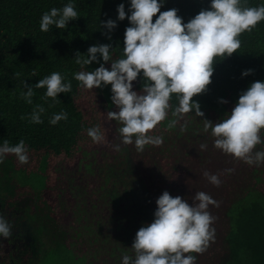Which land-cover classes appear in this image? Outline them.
<instances>
[{
    "label": "trees",
    "instance_id": "trees-1",
    "mask_svg": "<svg viewBox=\"0 0 264 264\" xmlns=\"http://www.w3.org/2000/svg\"><path fill=\"white\" fill-rule=\"evenodd\" d=\"M68 2L69 0H0V144L4 140H8L10 144L24 140L29 150L28 163L21 164L14 154H6V157L14 159L13 164L19 171L51 174V169L60 162L74 166L83 147L99 144L93 142L87 129L99 124L106 138L104 111L119 110L111 101L110 83L102 88L88 89L82 87L73 74L81 70L93 71L100 63L110 69L111 62H104L102 58L83 68L76 63L77 51L87 55V49L93 44L110 43L113 60L124 56V33L130 21L127 16L123 20L118 19L117 5L123 2L126 13L130 14V0H73L79 16L70 20L64 29L51 26L48 31H42V14L53 7L62 9ZM260 4H264V0H242V6L255 7ZM209 7L210 0H165L160 11L176 8L177 14L183 18L182 22H187L202 9ZM158 15L159 13L153 16V22ZM109 18L117 21L112 30L102 23ZM239 38L240 48L229 56L214 60V71L206 90L192 98L199 102L202 111L209 110L212 115L221 119L229 115L241 92L252 82H264V20L258 22L250 32L241 33ZM245 69L253 71L242 76ZM52 72H60L72 84L71 92L59 93L55 100L45 96L46 86H34L39 79ZM24 81L33 85L31 104L22 95L26 91ZM144 82L141 70L133 81V90L142 91ZM98 96L105 105L94 100ZM221 98L227 102H221ZM169 103L165 120L150 130L152 134L162 136L163 143L148 144L143 151H137L134 141L130 144L123 143L119 133L118 138L122 142L120 150L126 155L122 160L124 163L120 164V170L115 167L109 176L102 178L111 185L108 197L115 206L114 220L116 231L123 237L122 245L128 247L133 254L131 246L136 233L141 226L154 219L156 200L163 191L167 190L172 196L180 195L188 199L189 203L196 192L204 191L217 200L219 206H209L210 213L216 218L213 221L215 239L205 252L192 253L198 257L196 264H264L263 190H256L252 184L248 188H239L235 183L225 182L223 179L221 185L217 186L203 175L205 170L212 171V168H204V162L200 163L197 170L189 167L185 160L188 150H199L197 155L201 157L200 161L211 157L205 153L207 148H200L201 144L210 146L205 139L210 135L209 129L205 131L204 122L198 123L191 118L195 116L194 109L192 113H185L182 117L173 115L179 105L178 94L173 93ZM36 105H42L45 109L41 113L42 123L30 120V113ZM61 111L68 113L67 120L61 119L56 124H51L53 114ZM174 119L177 120L176 125L168 127L169 121ZM114 121L118 131L121 122ZM260 134L264 137V130ZM201 137L204 138L202 141ZM259 145L264 146V143ZM224 167L225 170L232 169L223 162L222 170ZM241 172L245 174V178L251 173L255 175L248 168L238 175ZM228 177L234 178L232 171ZM125 180L130 181V184H126ZM24 181L18 182L19 195L23 196L26 190L32 195L27 201L17 204L18 207L28 209L31 222L38 227L36 236L28 239L23 247L14 250L20 256L27 252V257L15 264H42L46 258L50 259L51 254L55 263L65 264L66 245L62 238L53 233L60 228L59 216L52 209L48 212L45 207L50 203L49 195H39L37 191L34 193L32 187L29 188L32 184ZM45 184L41 183V186ZM5 196V193L0 194L2 199ZM8 197L11 201L9 195ZM6 199L7 197L4 200ZM35 207H38L39 214L33 212ZM94 236L95 234L91 235L93 239L96 238ZM91 242L98 249L99 245ZM39 244L48 248V251L40 248V252H37ZM28 248L34 250L28 252ZM102 264L111 263L102 261Z\"/></svg>",
    "mask_w": 264,
    "mask_h": 264
},
{
    "label": "clouds",
    "instance_id": "clouds-1",
    "mask_svg": "<svg viewBox=\"0 0 264 264\" xmlns=\"http://www.w3.org/2000/svg\"><path fill=\"white\" fill-rule=\"evenodd\" d=\"M165 0H130L129 12L125 4L117 5L118 19L127 16L130 25L124 33V56L113 60L110 43L93 44L87 49V55L77 51L75 61L83 68L93 61L111 62L110 69L100 63L93 71L81 70L73 74L81 86L93 89L111 84V101L118 111H108L109 119L121 122L118 129L122 142L135 143L137 151H143L145 145H160L163 137L154 135L153 130L159 122L165 120L170 108V98L178 94L179 105L173 115L182 117L192 113L203 117L204 113L193 96L206 90L214 71V60L231 55L241 46L240 34L251 31L258 22L264 20V4L255 7L242 6V0H210V7L202 9L187 22L177 14L176 8L160 11ZM159 13L153 22V16ZM79 16L73 0H69L62 9L51 8L42 14L40 29L48 31L51 26L59 29L67 27L68 22ZM107 29L116 27L117 21L109 18L102 22ZM99 54V56L97 55ZM143 70L145 82L142 91L133 90V81ZM253 70L245 69L242 76ZM24 83L26 91L22 93L31 104L34 95L33 85ZM35 88L46 86V97L54 100L59 93L71 92V81L60 72L39 79ZM221 102L226 103L224 98ZM42 105H36L30 113V120L42 123ZM226 118L213 122L204 120V129H211L215 137L214 146L223 152L232 154L248 164L264 162V151L255 150L257 144L264 143L261 131L264 130V82L255 81L241 92L238 101ZM23 118V117H22ZM68 113L61 111L53 114L50 123L67 120ZM177 120H170L173 127ZM186 126V125H185ZM87 134L93 142L105 140V133L99 124L89 127ZM116 150L120 145H114ZM206 149L207 144H201ZM6 154H14L19 163H28L29 150L24 140L10 144L4 140L0 144V163ZM231 172L233 169H226ZM209 182L219 186L218 174L204 171ZM154 219L141 226L131 248L134 255L124 254L122 264H196L197 256L203 253L215 239L216 219L209 211L210 205L219 206V202L210 194L199 191L193 200L180 195L172 196L167 190L156 200ZM13 236L12 222L0 212V237Z\"/></svg>",
    "mask_w": 264,
    "mask_h": 264
},
{
    "label": "rangeland",
    "instance_id": "rangeland-1",
    "mask_svg": "<svg viewBox=\"0 0 264 264\" xmlns=\"http://www.w3.org/2000/svg\"><path fill=\"white\" fill-rule=\"evenodd\" d=\"M94 100L105 105L99 96ZM107 112L104 111V127L107 133L104 142L92 147H83L80 150L77 163L72 167L60 162L51 169V174L44 172L35 174L30 172L31 170H28V173L16 169L12 157H6L3 163H0V194H6L7 205L12 203L13 206L11 207L19 206L18 202L23 203L31 198L30 191L26 190L23 196L19 195L20 192L17 191V187L20 186L18 182L24 180L25 183L30 182L32 184L29 188L32 187L34 193L35 191L39 195L48 193L50 203L45 207H47L48 212L52 209L59 216L60 228L57 231L55 229L53 233L62 238L66 245L65 264H102V261L111 264H122L124 254L134 255V252L133 254L130 253L128 247L122 245L123 237L121 238L119 232L116 231L117 225L115 224V212L113 211L115 206L108 197V189L111 185L108 180H102L103 177L109 176L112 169L119 168L120 164L124 163L122 160L126 156L120 149L116 150L114 147V145L119 144L121 148L122 142L118 138L117 123L114 119H109ZM203 113V117L195 115L191 118L196 119L198 123H203L205 118L214 123L221 119L219 116L212 115L209 110L205 109ZM209 133L210 135L205 139L210 143V146L207 147L205 153H208V156L211 155V157L208 160L200 161L201 157L197 155L199 150L196 152L188 150L185 160L188 162L189 167L197 170L200 163L204 162V168L207 170L212 168V171H208L218 174L221 181L223 179L225 182H233L239 188L245 186L248 188L252 184L256 190L262 189L264 194V162L259 165H250L242 159L235 158L232 154L223 152L214 146L215 137L212 135L211 129H209ZM203 139L200 138L201 141ZM211 149H213L212 152ZM255 150L264 151V146L257 144ZM128 156L131 157L129 154ZM223 162L224 165L231 166L234 178L228 177L231 172L226 173L225 167L222 170ZM246 168L252 169L255 175L251 173L247 178L242 172L238 175L240 171L246 172ZM253 178L255 181H251ZM125 182L130 184V181L125 180ZM41 183L46 184L41 186ZM27 184L25 188H27ZM8 195L11 201H9ZM54 202L56 204H53ZM52 205H54L53 208H51ZM37 209L38 207L33 209L35 214H39ZM25 223L23 226L29 229L30 232L33 231L35 223L31 222L30 218ZM92 234H95L94 237L97 239H93ZM91 241H94V245L97 244L100 247L98 246V249L94 248ZM44 248L48 251V248ZM28 250L32 252L34 249L29 248ZM107 250L111 251L105 253ZM50 259L46 258L42 264H57L52 254Z\"/></svg>",
    "mask_w": 264,
    "mask_h": 264
},
{
    "label": "flooded vegetation",
    "instance_id": "flooded-vegetation-1",
    "mask_svg": "<svg viewBox=\"0 0 264 264\" xmlns=\"http://www.w3.org/2000/svg\"><path fill=\"white\" fill-rule=\"evenodd\" d=\"M0 212H3L5 216L12 222L13 227V236L10 238L0 237V264H15L18 260H23L27 257V252H23V254L18 253L20 247H23V244L27 243L26 241L37 235V224H35V228L30 232L29 229H26L23 225H25V221H27L29 217L28 209L25 207H11L7 205V202L0 197ZM33 221V220H32ZM22 223V224H21ZM21 226V228H20ZM42 250H44V246H41ZM29 249V248H28ZM33 249V248H32ZM14 251V252H12ZM40 252V249L36 250ZM20 252V250H19ZM31 252V250H28ZM20 260V261H21Z\"/></svg>",
    "mask_w": 264,
    "mask_h": 264
},
{
    "label": "crops",
    "instance_id": "crops-1",
    "mask_svg": "<svg viewBox=\"0 0 264 264\" xmlns=\"http://www.w3.org/2000/svg\"><path fill=\"white\" fill-rule=\"evenodd\" d=\"M111 251V250H110ZM109 250H107L106 252H110Z\"/></svg>",
    "mask_w": 264,
    "mask_h": 264
}]
</instances>
